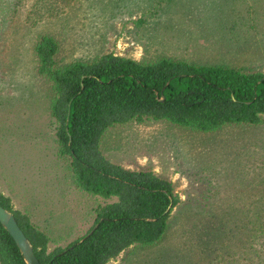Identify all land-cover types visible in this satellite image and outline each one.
Instances as JSON below:
<instances>
[{
    "label": "rangeland",
    "instance_id": "obj_1",
    "mask_svg": "<svg viewBox=\"0 0 264 264\" xmlns=\"http://www.w3.org/2000/svg\"><path fill=\"white\" fill-rule=\"evenodd\" d=\"M44 35L59 42L60 66L114 53L264 71V0H0V192L15 191L41 224L52 217V248L85 235L104 201L73 187L59 155L52 87L36 71ZM102 150L171 181L182 200L159 243L109 264H249V212L264 209V119L212 133L131 123L113 128Z\"/></svg>",
    "mask_w": 264,
    "mask_h": 264
},
{
    "label": "trees",
    "instance_id": "obj_2",
    "mask_svg": "<svg viewBox=\"0 0 264 264\" xmlns=\"http://www.w3.org/2000/svg\"><path fill=\"white\" fill-rule=\"evenodd\" d=\"M59 50L50 35L35 46L37 74L53 91L58 152L77 188L104 202L93 209L94 223L85 235L52 249L49 232L1 192L0 204L15 215L41 264H109L132 246L159 243L182 200L171 181L109 160L102 150L108 133L147 121L203 133L258 125L264 119V71L168 58L137 61L114 53L60 66ZM249 214V264H264V209ZM0 264H26L1 224Z\"/></svg>",
    "mask_w": 264,
    "mask_h": 264
},
{
    "label": "water",
    "instance_id": "obj_3",
    "mask_svg": "<svg viewBox=\"0 0 264 264\" xmlns=\"http://www.w3.org/2000/svg\"><path fill=\"white\" fill-rule=\"evenodd\" d=\"M0 224L14 240L26 264H41L34 247L20 227L15 215L0 204Z\"/></svg>",
    "mask_w": 264,
    "mask_h": 264
},
{
    "label": "crops",
    "instance_id": "obj_4",
    "mask_svg": "<svg viewBox=\"0 0 264 264\" xmlns=\"http://www.w3.org/2000/svg\"><path fill=\"white\" fill-rule=\"evenodd\" d=\"M70 177H71V183H72V185H73V187L75 188V189H77V190H79L78 188H77V186H76V184L74 183V180H73V178H72V174H70ZM3 187V186H2ZM4 189H6V190H4ZM3 190L4 191H2L1 193L4 195V196H6V197H9L10 199H11V202H12V196H13V198H14V200L16 201L17 200V202H18V204H19V208L20 209H15L14 208V206H13V208L15 209V210H19V211H21L22 213H24V214H26V215H28L30 218H31V220H32V222L34 223V224H36L37 226H39L41 229H43V230H46L47 232H49V234H50V236H51V238H52V240H53V243L54 242H58V241H60L59 240V233H58V231H57V229L55 228V227H57V226H55V225H53V219H52V217H48L46 220L48 221V220H51L52 222H51V224H47L45 221L46 220H43L44 221V224H41V223H39V221H40V216H38L35 212H32V211H29L27 208H26V203L24 202V201H20L19 199H18V195L15 193V191H13V190H11L8 186H4V188H3ZM84 193V192H83ZM12 205H13V202H12ZM93 213V212H92ZM37 215V216H36ZM37 217H38V219H37ZM93 217V216H92ZM53 234H55L56 236H57V238H55L54 237V235ZM72 242V241H71ZM52 243V244H53ZM52 244H50V248L52 249ZM54 247H56V244L54 245ZM53 247V248H54Z\"/></svg>",
    "mask_w": 264,
    "mask_h": 264
}]
</instances>
